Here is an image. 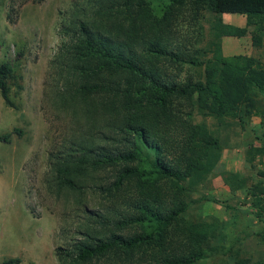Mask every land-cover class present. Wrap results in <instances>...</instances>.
<instances>
[{"label":"trees","instance_id":"trees-1","mask_svg":"<svg viewBox=\"0 0 264 264\" xmlns=\"http://www.w3.org/2000/svg\"><path fill=\"white\" fill-rule=\"evenodd\" d=\"M205 11L238 12L246 23L216 16L202 46ZM250 26L260 45L264 0L73 1L60 22L63 39L52 65L63 78L61 103L79 109L83 127L52 153V180L78 194L92 182L106 203L85 209L81 236L58 250L64 264H205L217 221L185 217L184 191L213 169L222 145L193 111L230 116L242 126L257 114L264 63L253 55H223L220 42ZM17 80L12 63L0 61V94L10 106ZM14 132L22 130L0 133V141ZM255 138L246 148L249 163L264 156V128ZM258 174L264 177V168ZM227 179L231 189H245L261 218L263 181L248 184L238 172ZM258 235L264 243V227Z\"/></svg>","mask_w":264,"mask_h":264},{"label":"rangeland","instance_id":"rangeland-1","mask_svg":"<svg viewBox=\"0 0 264 264\" xmlns=\"http://www.w3.org/2000/svg\"><path fill=\"white\" fill-rule=\"evenodd\" d=\"M73 1L0 0V61L9 60L18 73V80L11 84L15 106L6 104L0 94V133L13 127L22 130L14 132L9 142L0 141V262L19 257L12 264H64L58 250L81 236L77 231L86 221L85 209L106 203L100 187L92 182L80 196L59 189L61 185L52 180V153L83 127L79 109L74 113L62 105L58 93L64 87L63 78L52 65L63 39L60 22ZM216 16L224 22L246 23V16L238 12L205 11L200 45L212 37ZM252 30L250 26L243 36L222 35L223 55H253L264 63V36L255 45ZM257 104V114L244 126L230 116L193 111V119L205 122L222 145L213 169L184 191L185 217L217 221V230L205 243L202 263L264 264V243L258 235L264 213L257 217L245 189H231L227 179L232 172L243 175L248 184L260 178L264 156L249 163L246 148L251 141L258 142L255 134L264 128V92L257 94Z\"/></svg>","mask_w":264,"mask_h":264},{"label":"crops","instance_id":"crops-1","mask_svg":"<svg viewBox=\"0 0 264 264\" xmlns=\"http://www.w3.org/2000/svg\"><path fill=\"white\" fill-rule=\"evenodd\" d=\"M263 130V129H262ZM260 157H257V159H259ZM260 176V178L259 179H257V180H262L263 181V183H264V177L263 176H261V175H259ZM246 195V194H245ZM247 197V196H246ZM248 198V197H247ZM249 199V198H248ZM251 200V199H250ZM264 213V212H263ZM263 216V215H262ZM258 217V216H257Z\"/></svg>","mask_w":264,"mask_h":264}]
</instances>
